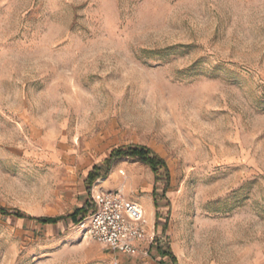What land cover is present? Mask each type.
<instances>
[{
    "label": "rangeland",
    "instance_id": "rangeland-1",
    "mask_svg": "<svg viewBox=\"0 0 264 264\" xmlns=\"http://www.w3.org/2000/svg\"><path fill=\"white\" fill-rule=\"evenodd\" d=\"M132 146L171 177L148 257L91 239L89 213L30 219L92 209L100 190L149 212L144 164L85 185ZM0 208L27 217L0 214V264H264V0H0Z\"/></svg>",
    "mask_w": 264,
    "mask_h": 264
},
{
    "label": "built area",
    "instance_id": "built-area-1",
    "mask_svg": "<svg viewBox=\"0 0 264 264\" xmlns=\"http://www.w3.org/2000/svg\"><path fill=\"white\" fill-rule=\"evenodd\" d=\"M91 201L89 215L78 225L91 239L124 257H148L153 252L154 222L141 206L121 191H94Z\"/></svg>",
    "mask_w": 264,
    "mask_h": 264
},
{
    "label": "trees",
    "instance_id": "trees-1",
    "mask_svg": "<svg viewBox=\"0 0 264 264\" xmlns=\"http://www.w3.org/2000/svg\"><path fill=\"white\" fill-rule=\"evenodd\" d=\"M129 159L136 161L138 163L144 164L148 166L154 173L155 176V187L153 190V198H154V205L155 208L159 209L158 204V188L157 185L160 184L164 193H167L170 188L171 177L170 171L166 161L161 158L158 154H156L151 148L144 147V146H132L129 148H120L116 149L112 152L109 158H107L102 166L97 165L95 166L88 174L87 178L85 179V185L88 188V191L91 190L92 186L97 182L99 179H106L109 176V173L115 163L120 160ZM102 168L105 169V172L102 173ZM161 170H164V174H161ZM91 210V203L86 201L84 206L78 208L73 214L69 215L68 217L63 218H42V217H32L30 218L32 221H35L38 224L42 225H54L60 222L61 220H65L67 218L71 219L74 224L79 223V218L86 216L89 211ZM0 214L3 216H15L19 219L27 218L26 215L17 209H6L0 208ZM156 228H162L163 232H166L167 225L160 222V214L157 212L156 214ZM158 253L162 257H169L173 263H177L176 257L173 255L170 247L167 248L166 251L163 250L162 247H158Z\"/></svg>",
    "mask_w": 264,
    "mask_h": 264
},
{
    "label": "crops",
    "instance_id": "crops-1",
    "mask_svg": "<svg viewBox=\"0 0 264 264\" xmlns=\"http://www.w3.org/2000/svg\"><path fill=\"white\" fill-rule=\"evenodd\" d=\"M122 177H123V175H121V172L118 173L116 170H115V173L113 171V173L111 175V179H114L116 181H120L122 179ZM103 180L106 181V184H108L109 179H103ZM136 203L143 208V210L147 213V215L149 216V218H151V221L154 222V223H156V211L157 210H156L155 205H154L153 197H150V211L149 212L147 211L146 206L143 203H141L139 201H137ZM125 258H127L129 260H134L137 257H135V258L125 257Z\"/></svg>",
    "mask_w": 264,
    "mask_h": 264
},
{
    "label": "bare ground",
    "instance_id": "bare-ground-1",
    "mask_svg": "<svg viewBox=\"0 0 264 264\" xmlns=\"http://www.w3.org/2000/svg\"><path fill=\"white\" fill-rule=\"evenodd\" d=\"M104 182H105V181H104L103 179H100V180H99V183H100V184H102V183H104Z\"/></svg>",
    "mask_w": 264,
    "mask_h": 264
}]
</instances>
